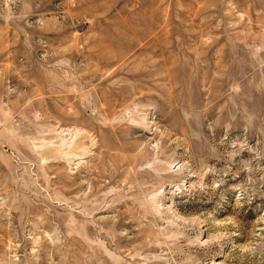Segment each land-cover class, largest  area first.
I'll list each match as a JSON object with an SVG mask.
<instances>
[{"label":"rangeland","instance_id":"1","mask_svg":"<svg viewBox=\"0 0 264 264\" xmlns=\"http://www.w3.org/2000/svg\"><path fill=\"white\" fill-rule=\"evenodd\" d=\"M0 264H264V0H0Z\"/></svg>","mask_w":264,"mask_h":264}]
</instances>
